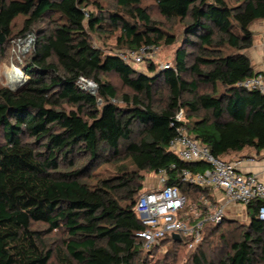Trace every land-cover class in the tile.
Returning <instances> with one entry per match:
<instances>
[{
	"label": "trees",
	"instance_id": "1",
	"mask_svg": "<svg viewBox=\"0 0 264 264\" xmlns=\"http://www.w3.org/2000/svg\"><path fill=\"white\" fill-rule=\"evenodd\" d=\"M105 1L114 7L106 15L90 13L88 0H0V62L17 19H24L21 35H39L30 60L18 66L24 85H0V264H53L45 241L54 232L66 236L59 264H136L144 227L134 209L149 191V174H163V185L176 188L187 208L202 209L204 200L216 206L210 188L181 178L185 169L206 166L169 150L180 111L187 136L217 159L233 163L264 152V96L238 87L261 74L245 51L253 45L251 26L264 21V0ZM146 2L181 30L159 28ZM106 33L115 35L113 53L92 46L91 35ZM159 45H178L172 66L159 73L152 62L146 75L119 58L121 50ZM110 74L129 92L119 94L102 78ZM80 79L96 85V96ZM104 166L115 172L103 177ZM262 204L245 207L246 226L206 223L192 264H264ZM224 227H235L237 238L229 242ZM206 234L218 235L209 257L202 252ZM165 247L167 254L187 249L167 237L147 253Z\"/></svg>",
	"mask_w": 264,
	"mask_h": 264
},
{
	"label": "built area",
	"instance_id": "2",
	"mask_svg": "<svg viewBox=\"0 0 264 264\" xmlns=\"http://www.w3.org/2000/svg\"><path fill=\"white\" fill-rule=\"evenodd\" d=\"M156 51L155 46H143L129 54L120 53L119 58L131 67H138L145 61H151ZM169 67L166 66L163 70ZM81 81L84 79H80L78 84ZM238 87L264 96V73L244 80ZM183 121V112L180 111L170 124L175 133L169 150L181 161L189 164L202 163L206 169L196 173L185 169L181 173L182 181L201 189L210 188L221 192L223 199L216 206L204 200L201 202L202 209L195 206L187 208L186 198L176 188L165 187V178L161 174L158 186L143 193L134 209L144 227L137 237L147 250L160 246L162 240L172 235L179 236L180 242L185 241L188 250H195L202 241L206 223L221 224L228 208L246 207L255 200L263 203L257 216L264 222V182L254 174L239 171L236 163H227L212 156L207 148L187 136L181 125Z\"/></svg>",
	"mask_w": 264,
	"mask_h": 264
},
{
	"label": "rangeland",
	"instance_id": "3",
	"mask_svg": "<svg viewBox=\"0 0 264 264\" xmlns=\"http://www.w3.org/2000/svg\"><path fill=\"white\" fill-rule=\"evenodd\" d=\"M101 8L98 9L97 5ZM143 8H147L148 15L150 18L156 22L159 28L170 32V33H178L181 28L176 23V21L168 23L162 17H160L157 8L155 7L154 3L146 2L142 4ZM113 5L105 0H88V7L87 10L90 13L99 14V11H104L105 15L106 12L113 11ZM23 18H19L15 21L13 28H12V37L9 39L7 44V52L6 58L4 61L0 62V85L10 89L11 91H16L22 85H24L25 81L27 80L26 76L23 72L19 69L18 66L26 65L27 62L30 60V57L33 55L35 49V42L36 39L39 37L36 31L32 33L22 34L23 30ZM108 23V21H105ZM44 27H42L43 29ZM251 31L253 33V45L252 47L245 51V54L250 58V63L255 65L256 60L261 58L264 62V21L255 22L251 26ZM91 43L94 48H98L102 50L104 53H113L116 48V40L115 35L112 33H106L105 35H91ZM178 45H174L171 47H164L159 45L157 47L156 54L154 55L151 61H145V63L141 66H133L132 68L137 71L149 75L148 72V63L152 62L155 67L156 73L161 72L166 66H172V61L174 57L175 50ZM126 52V53H124ZM120 53L129 54L131 52L121 50ZM257 58V59H255ZM16 71L17 76L20 78L17 81L10 79V72ZM104 80L111 83L119 92V94L129 92L126 88L122 86L118 77L114 74L106 75L102 77ZM80 88L85 92L96 96L97 94V87L96 85L89 80L81 81L79 84ZM100 174L103 177L113 174L115 172L114 168L111 166H104L101 167ZM149 174L146 179L151 178L150 183H155V181L159 180L162 175ZM155 180V181H154ZM154 181V182H153ZM148 190V189H145ZM236 221L237 225L246 226L249 222L248 217L234 220ZM35 229L45 231L44 226H35ZM235 227L228 228L224 227L223 229L228 231L227 240L231 242L232 239L237 238V233L234 230ZM220 232L218 233V235ZM213 236L210 238L206 234V240L202 247V252L206 254L207 257L210 256L211 251L213 250L214 245L217 243V236ZM66 236L62 232H54L51 235L46 236V247L51 250L53 257L51 262L53 264H59L57 261L56 256H64V241ZM144 248V247H143ZM171 252L167 254L166 247L161 250L155 251L151 253L152 255L148 254L150 250L143 249L139 259L137 260L136 264H192V255L194 251L187 250L186 248H171L169 249Z\"/></svg>",
	"mask_w": 264,
	"mask_h": 264
},
{
	"label": "crops",
	"instance_id": "4",
	"mask_svg": "<svg viewBox=\"0 0 264 264\" xmlns=\"http://www.w3.org/2000/svg\"><path fill=\"white\" fill-rule=\"evenodd\" d=\"M247 56V55H246ZM248 57V56H247ZM250 60V58L248 57ZM257 59V58H255ZM251 67L256 73H264V62L259 58V60H256V64H251ZM234 163L237 164V167L239 171L245 173V174H254L256 175L261 181L264 182V152L260 158H255L253 156H250L245 159H236L234 160ZM157 176V175H156ZM155 176V177H156ZM161 178V177H160ZM151 178L145 179L144 181V189H152L158 186L159 180L155 181V183H150ZM153 181V182H154ZM211 195L215 201L216 204L222 201L223 195L221 192L218 191H212ZM225 216L227 220H237L242 219L246 217L245 207L242 206H232L227 209Z\"/></svg>",
	"mask_w": 264,
	"mask_h": 264
},
{
	"label": "bare ground",
	"instance_id": "5",
	"mask_svg": "<svg viewBox=\"0 0 264 264\" xmlns=\"http://www.w3.org/2000/svg\"><path fill=\"white\" fill-rule=\"evenodd\" d=\"M9 77H10L11 80H14V81H17V80H19V79L21 78V77L19 78V77L17 76L16 71H13V70L10 72V76H9ZM21 79H22V78H21Z\"/></svg>",
	"mask_w": 264,
	"mask_h": 264
},
{
	"label": "water",
	"instance_id": "6",
	"mask_svg": "<svg viewBox=\"0 0 264 264\" xmlns=\"http://www.w3.org/2000/svg\"><path fill=\"white\" fill-rule=\"evenodd\" d=\"M171 238H172L173 240H175V241H178V242L181 241L180 238H179V236H177V235H172Z\"/></svg>",
	"mask_w": 264,
	"mask_h": 264
}]
</instances>
